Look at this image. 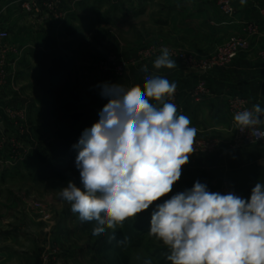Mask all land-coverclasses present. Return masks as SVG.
<instances>
[{
	"label": "rangeland",
	"instance_id": "1",
	"mask_svg": "<svg viewBox=\"0 0 264 264\" xmlns=\"http://www.w3.org/2000/svg\"><path fill=\"white\" fill-rule=\"evenodd\" d=\"M120 1L109 0L106 4L105 0H101L103 5L99 8L97 27L95 31H89L84 36L90 38L84 47L82 57L83 61L92 65V70L89 72L93 76L90 77L91 80L76 82L74 76L71 79L68 76L69 81L54 85L51 78L47 80V75H45L46 79H41L40 74H36L35 85L38 94L34 102L37 110L34 114L32 112L29 118L30 125L33 124L35 129L33 132L31 126L30 134L27 136L30 141L45 149L41 151L38 147L23 163L15 167L6 161L13 160L16 151L8 146L0 151V160L3 161L0 163V251L11 249L14 255L20 256V261L23 259L26 261L25 264H144L146 259H151L152 264H171L167 259L170 255L168 246L148 234L150 221L158 204L193 187L184 180L190 164L183 166L185 169L180 179L173 185L172 191L153 202L147 210L127 218L123 222V227L116 230L115 239L112 238L111 229H106L99 236H93L95 221L81 222L78 214L72 212L71 205L59 195L69 181L81 186L79 170L75 165L78 152L76 154L68 150L71 139L69 136L72 133L71 135L77 134L79 138L86 128H91L99 120L100 111L108 103V98L100 94V85L104 83H118L123 87L141 85L139 82L130 81L129 74L146 65L150 74L157 75L152 64L161 54L162 48L178 49L195 56L203 55L174 44L170 37L169 24L153 21L152 15L150 19L137 16L134 20L123 24L108 22L107 13L112 12L113 4L117 6ZM157 1L151 0L153 13L161 7L160 3L166 0ZM45 2L48 0H42L40 12L35 11L36 7L28 10L22 6V2L15 3L11 11L16 23L20 19L33 20L36 22L33 25L44 28H47L51 22L56 23L55 15L62 8L44 5ZM135 6L131 5L130 8L125 9L123 4L122 8L127 12L133 7L137 13L138 8ZM65 7L67 17L74 14L75 6ZM1 14L2 12L0 22L3 23ZM5 16L10 17L6 13L3 17ZM39 18H43L44 21L40 22ZM249 23L251 22L245 25ZM13 34L15 35L16 31ZM55 38L51 41L54 42V46H58L59 40ZM47 43L27 42L26 44L33 45L36 50L27 53L39 56L48 68H51V61L54 58L66 64L73 61L74 55L61 53L58 49L49 51V43ZM250 43L252 46V38ZM170 58L179 64L178 67L185 76L194 77V84L187 89L184 85L173 82L177 85L174 94L179 100L184 101L183 94L188 93L192 97V93L202 80L205 79L207 82L206 77L210 72L204 75L200 70L183 63L174 55L170 54ZM61 85L67 87L64 90L58 89L57 87ZM31 87L26 81L20 86V92L24 97H28L27 93L33 91ZM8 97L3 91L0 96V106L7 104L22 106L26 103L24 98L10 100ZM43 109L52 116L42 114ZM78 131L81 132L80 135ZM9 132L15 133L12 129H9ZM55 140L64 141V144L55 143ZM190 156L195 155L190 154ZM125 237L127 244L118 245L117 240Z\"/></svg>",
	"mask_w": 264,
	"mask_h": 264
},
{
	"label": "clouds",
	"instance_id": "2",
	"mask_svg": "<svg viewBox=\"0 0 264 264\" xmlns=\"http://www.w3.org/2000/svg\"><path fill=\"white\" fill-rule=\"evenodd\" d=\"M153 67L172 69L176 61L162 48ZM141 71L142 86H99L108 103L74 146L81 186L69 181L59 193L81 222L95 221L93 236L111 229L115 239L127 218L170 193L194 151L198 129L169 102L177 85L150 74L146 65ZM261 115L264 109L256 104L236 113L234 122L253 128ZM148 234L168 246L171 264H264V184L257 182L245 200L197 181L157 205Z\"/></svg>",
	"mask_w": 264,
	"mask_h": 264
},
{
	"label": "crops",
	"instance_id": "3",
	"mask_svg": "<svg viewBox=\"0 0 264 264\" xmlns=\"http://www.w3.org/2000/svg\"><path fill=\"white\" fill-rule=\"evenodd\" d=\"M232 1L235 13L230 17L222 12L218 0H166L160 3L161 7L154 13L151 0L136 2L121 0L117 6L113 4L112 12L107 13V21L123 24L134 20L137 16L150 19L152 15L153 21L169 24L170 37L174 44L184 46L188 51L206 55L228 36L243 35L245 23H261L263 20L264 0ZM18 2L19 0H0L3 24L10 28V33L16 31L15 35L11 33L10 42L23 46L27 42L39 44L45 41L49 43V51L58 49L61 53L74 55L73 61L69 64L64 63L63 70L66 71L58 75L56 83L67 82L73 76L76 82L91 80L90 77L93 76L89 72L92 70V65L83 61L82 57L84 47L90 38L84 36L89 31H95L97 27L99 8L103 5L101 0H80L75 4L74 14L66 16L62 21L51 22L47 28L33 25L36 23L33 20L20 19L16 23L11 8ZM72 2L73 0H62V10H66L65 6L72 5ZM105 2L108 4L109 0ZM123 4L125 9L136 5L138 12L135 13L136 10L133 7L131 12H126L122 8ZM5 13L10 17L4 18ZM52 38L59 40L58 46H54ZM262 47H264V38L253 37L250 50L240 53L230 66L219 67L210 72L206 77L210 95L202 97L201 100H195L188 93L183 94L186 107L183 115L190 118L191 127L198 129L195 138H216L220 141V149L216 153L189 156L190 169L184 178L188 184L193 186L197 181L203 184L227 182L230 186L244 192L247 200L250 199L251 191L257 182L264 184V142L253 145L235 143L234 115L230 112L228 104L229 98L236 96L243 99L250 110L256 104L264 109V61L258 54ZM42 65H44L43 59L26 52L21 58L19 67L11 70L4 89V94H7L10 100L24 98L26 102L31 101L30 115L37 110L34 102L38 94L37 85H35L36 74L39 73L41 79H46L45 75L47 80L50 79L48 72L44 75ZM178 66L179 64H176V67L172 69L159 70L152 67L157 71V75L178 85H184L187 89L194 84V77L190 78L187 74L185 76ZM133 71L135 72L128 76L129 80L142 85L146 73L141 69ZM25 81L31 84L33 90L27 93L28 97H24L20 92V86ZM111 83H113L112 80ZM16 95L18 96L14 97ZM42 114L52 116L46 109L42 110ZM260 120L264 125V115H261ZM31 126L34 132L33 124ZM20 259V256L14 255L11 249L6 248L0 251V264H25L26 261L23 259L21 262Z\"/></svg>",
	"mask_w": 264,
	"mask_h": 264
},
{
	"label": "built area",
	"instance_id": "4",
	"mask_svg": "<svg viewBox=\"0 0 264 264\" xmlns=\"http://www.w3.org/2000/svg\"><path fill=\"white\" fill-rule=\"evenodd\" d=\"M80 0H73V6ZM22 2V6L28 10L36 7L35 11H39L42 0H19ZM62 0H48L44 5L53 7H61ZM218 4L222 12L232 17L235 13V6L232 0H218ZM67 11L60 10L55 15L57 21H62L66 18ZM263 20L261 23L251 22L244 26L243 35H232L219 43L217 47L210 53L201 56H195L185 53L178 49H168L169 53L179 58L183 63L197 68L201 73L208 74L216 68L228 67L236 59V57L247 50L251 49L250 39L253 37L264 38V9L262 10ZM39 21H44L43 18H39ZM10 28L0 22V96L2 95L7 83L11 70L19 67L21 58L30 50H34L33 45L25 44L23 46H17L10 42ZM259 57L264 61V47L259 50ZM13 57V58H12ZM129 88V87H125ZM210 89L207 86L206 80L196 87L192 97L196 99H202L207 95H210ZM176 105L177 113H185V104L181 99L179 100L177 95L174 94L169 101ZM31 101L24 103L22 106L4 105L0 106V151L4 150L6 146L10 147L13 151H16V155L13 160L6 161L12 166H17L23 163L31 153L39 147L35 142L29 140L28 136L31 131L30 125V105ZM229 110L235 115L236 113L245 109V101L239 97L231 96L228 100ZM9 129L15 131L14 134L9 132ZM235 143L253 145L264 142V125L260 122L253 128L241 129L235 123ZM193 155H207L213 154L220 149V141L216 138H194L193 143ZM0 163L3 161L0 160ZM182 166V172L184 171ZM208 190L213 192H220L221 194H227L234 192L241 198L247 200L244 192L235 189L227 182L217 184H206Z\"/></svg>",
	"mask_w": 264,
	"mask_h": 264
},
{
	"label": "trees",
	"instance_id": "5",
	"mask_svg": "<svg viewBox=\"0 0 264 264\" xmlns=\"http://www.w3.org/2000/svg\"><path fill=\"white\" fill-rule=\"evenodd\" d=\"M51 60V59H50ZM65 68V64H64V62H60V61H58L57 59H53L52 61H51V68H47L45 65H42V70H43V73H44V75H45V73L46 72H48L49 73V78H51V81L53 82L52 84H56V82H57V79H58V75L61 73V72H65L66 70H63ZM67 86H59V87H57L58 89H61V90H64L65 88H66ZM79 132V135H80V131H78ZM83 133V132H82ZM82 133H81V135H82ZM72 133H70V136L69 137H71V139H69L70 140V142H69V151L71 150L72 152H75L76 154H77V152H78V149L76 148V147H74L77 143H78V141H79V139H80V137H81V135H80V137L78 138L77 137V134L74 136V135H71ZM73 136V137H72ZM78 138V139H77ZM65 141H66V139H65ZM55 143L57 142V143H59V144H64V141H54ZM50 143H52V144H54L53 142H50ZM40 148V150L42 149V150H44L42 147H39ZM41 150V151H42ZM41 151H40V153H41ZM72 152L71 153H69L70 155L72 154ZM66 171H67V169H66ZM143 225H144V223H143Z\"/></svg>",
	"mask_w": 264,
	"mask_h": 264
}]
</instances>
